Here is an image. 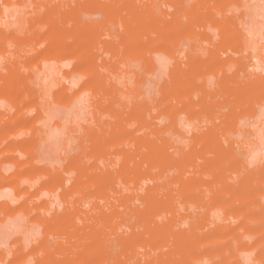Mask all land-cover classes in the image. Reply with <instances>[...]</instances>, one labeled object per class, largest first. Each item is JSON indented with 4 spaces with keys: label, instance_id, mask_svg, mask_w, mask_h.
<instances>
[{
    "label": "rangeland",
    "instance_id": "374dc122",
    "mask_svg": "<svg viewBox=\"0 0 264 264\" xmlns=\"http://www.w3.org/2000/svg\"><path fill=\"white\" fill-rule=\"evenodd\" d=\"M260 110L264 0H0V264H264Z\"/></svg>",
    "mask_w": 264,
    "mask_h": 264
},
{
    "label": "bare ground",
    "instance_id": "6f19581e",
    "mask_svg": "<svg viewBox=\"0 0 264 264\" xmlns=\"http://www.w3.org/2000/svg\"><path fill=\"white\" fill-rule=\"evenodd\" d=\"M261 110H262V108H261ZM261 110H260V111H261ZM261 113H262V111H261ZM263 114H264V111H263V113H262L261 115H263ZM261 127H262V125H261ZM261 129H262V128H261ZM262 130H263V129H262ZM263 133H264V132H263Z\"/></svg>",
    "mask_w": 264,
    "mask_h": 264
}]
</instances>
